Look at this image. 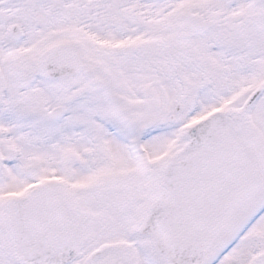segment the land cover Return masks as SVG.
Here are the masks:
<instances>
[{"label": "snow or ice", "instance_id": "6c2138e0", "mask_svg": "<svg viewBox=\"0 0 264 264\" xmlns=\"http://www.w3.org/2000/svg\"><path fill=\"white\" fill-rule=\"evenodd\" d=\"M0 264H264V0H0Z\"/></svg>", "mask_w": 264, "mask_h": 264}]
</instances>
